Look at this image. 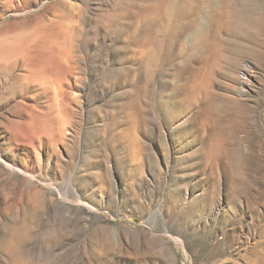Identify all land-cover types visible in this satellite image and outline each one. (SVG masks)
I'll list each match as a JSON object with an SVG mask.
<instances>
[{
    "label": "rangeland",
    "instance_id": "1",
    "mask_svg": "<svg viewBox=\"0 0 264 264\" xmlns=\"http://www.w3.org/2000/svg\"><path fill=\"white\" fill-rule=\"evenodd\" d=\"M264 264V0H0V264Z\"/></svg>",
    "mask_w": 264,
    "mask_h": 264
},
{
    "label": "bare ground",
    "instance_id": "2",
    "mask_svg": "<svg viewBox=\"0 0 264 264\" xmlns=\"http://www.w3.org/2000/svg\"><path fill=\"white\" fill-rule=\"evenodd\" d=\"M246 259H247V261H246V264H252L251 262V258L249 257V256H246Z\"/></svg>",
    "mask_w": 264,
    "mask_h": 264
}]
</instances>
